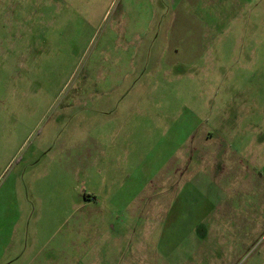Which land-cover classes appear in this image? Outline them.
Here are the masks:
<instances>
[{
    "label": "rangeland",
    "instance_id": "1",
    "mask_svg": "<svg viewBox=\"0 0 264 264\" xmlns=\"http://www.w3.org/2000/svg\"><path fill=\"white\" fill-rule=\"evenodd\" d=\"M0 264H264V0H0Z\"/></svg>",
    "mask_w": 264,
    "mask_h": 264
}]
</instances>
